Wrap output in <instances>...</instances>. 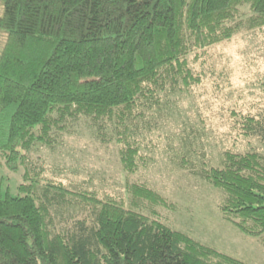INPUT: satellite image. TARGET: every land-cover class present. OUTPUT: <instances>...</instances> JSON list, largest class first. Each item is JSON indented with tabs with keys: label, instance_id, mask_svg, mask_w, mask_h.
<instances>
[{
	"label": "trees",
	"instance_id": "16d2710c",
	"mask_svg": "<svg viewBox=\"0 0 264 264\" xmlns=\"http://www.w3.org/2000/svg\"><path fill=\"white\" fill-rule=\"evenodd\" d=\"M0 1V159L21 170L19 195L0 193V264H246L170 228L175 205L147 183L125 195L72 188L36 153L80 127L113 144L128 174L159 149L219 191L224 222L264 244V82L239 104L211 54L264 36V0ZM197 93L218 116L196 126L185 108L204 109Z\"/></svg>",
	"mask_w": 264,
	"mask_h": 264
},
{
	"label": "rangeland",
	"instance_id": "374dc122",
	"mask_svg": "<svg viewBox=\"0 0 264 264\" xmlns=\"http://www.w3.org/2000/svg\"><path fill=\"white\" fill-rule=\"evenodd\" d=\"M2 14L3 5L0 1V16ZM2 37L4 34L0 32V41H2ZM211 54L212 60L217 64V69L223 68L227 72L224 74V78L232 84L230 91H232L233 98L237 92L242 93V98L238 101L239 104L243 101L248 104L250 94L259 95V88L254 87L252 83L256 80L264 82L263 35L242 34L229 42L214 47ZM207 87L209 90L210 86ZM200 91L203 93V90ZM198 95L197 93L194 98V104L196 105L197 102L199 107H204V109L197 112L196 109L186 107L188 105L185 106L187 110L185 116H188L191 124L194 125L199 122L198 119L201 117L218 116L215 111L206 109L207 97L198 98ZM234 100L236 101V99ZM231 101L229 100L228 105L233 104ZM217 104L219 105L216 103L212 107L218 108ZM215 123V119H213V125ZM206 125L209 129V123ZM178 126L179 124L175 123V125L167 127L172 131L184 129L182 123ZM220 128L221 133L228 130L223 126ZM183 131L186 132V130ZM228 140L231 141H225V148L228 145L231 148L233 139ZM244 146L247 145L244 143ZM152 154H154L156 162L150 168L139 169L135 173L128 174L118 162L115 146L113 144L102 146L95 140L91 131L84 127L75 129L70 136H65L62 145L54 149L41 148V151L36 153L47 165L56 168L59 178L66 184L70 183L72 188L86 187L101 190L107 194L125 195L126 183H147L175 205L176 210L163 211L165 223L170 228L186 233L199 243L246 264H264V244L256 238L244 236L231 224L222 220L218 211L219 191L212 189L200 177L172 167L159 149L153 151ZM208 154L207 158H211V164L218 166L220 162L218 150L209 148ZM198 160L201 162L200 158ZM203 161L207 162L208 160ZM1 162L0 159V164ZM20 183L21 170L13 172L3 164L0 165V193L2 196L17 197Z\"/></svg>",
	"mask_w": 264,
	"mask_h": 264
}]
</instances>
